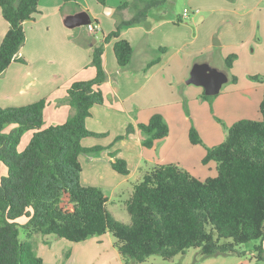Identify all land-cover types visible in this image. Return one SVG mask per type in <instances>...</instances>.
<instances>
[{
  "label": "trees",
  "instance_id": "obj_1",
  "mask_svg": "<svg viewBox=\"0 0 264 264\" xmlns=\"http://www.w3.org/2000/svg\"><path fill=\"white\" fill-rule=\"evenodd\" d=\"M39 0H0V10L8 29L0 42V74L13 61L24 62L16 54L23 44L24 20L38 12ZM74 1V0H64ZM169 0H119V11L130 8L132 16L121 19L90 55L95 69L91 79L71 83L66 98L72 114L61 124L42 128L45 100L21 106L0 107V264H45L37 253L32 233L54 234L72 242L109 233L123 264H138L151 255L171 259L190 248H198L200 258L243 256L238 246L259 240L253 247L256 262L264 264V89L258 119L243 118L226 128L222 142L206 147L201 162H215L216 175L200 180L177 164H158L133 185L125 200L130 217L123 223L108 208V197L97 186L80 182V154L94 155L102 148L83 147L82 138L102 137L89 131L85 119L93 105L102 104L99 85L105 80L103 44L111 39L118 66L128 64L132 47L118 39L124 28L142 24L149 13ZM105 5L107 0H96ZM98 24L97 20H93ZM159 50L164 51L163 47ZM236 58H225L227 69ZM158 61L153 59L150 64ZM264 82V75L251 76ZM231 80L236 81L232 76ZM203 99L212 96L202 93ZM16 127L8 133V124ZM137 127L144 135L142 145L152 147L168 134V125L158 113L147 122L129 123L121 139ZM32 131L22 151L17 145L23 133ZM191 144H202L197 129L188 130ZM110 156H114L110 154ZM112 168L127 174L126 161L113 158ZM63 197L67 203L62 205ZM68 204V205H67ZM67 205V206H66ZM24 216L26 238H20L16 219ZM70 254L63 253L66 259Z\"/></svg>",
  "mask_w": 264,
  "mask_h": 264
},
{
  "label": "crops",
  "instance_id": "obj_2",
  "mask_svg": "<svg viewBox=\"0 0 264 264\" xmlns=\"http://www.w3.org/2000/svg\"><path fill=\"white\" fill-rule=\"evenodd\" d=\"M86 1L88 3L85 4L80 0L38 1V12L22 23L25 39L16 56L24 62L13 61L0 74V107L21 106L44 99L42 127L61 124L72 114L73 109L66 98L67 88L74 81L94 77L95 69L90 65L94 46H98L122 18L132 16L127 8L119 11V3L115 0H107L105 5L96 0ZM189 5L194 13L207 10L218 14H210L211 25L196 30L192 23L180 22L182 14L177 16L175 23L166 15L164 6L152 10L153 13L151 11L142 24L120 32L118 39L127 40L132 47L130 61L124 67L118 66L114 56L113 43L117 39L103 44L105 80L99 88L104 101L90 108L85 126L89 131L104 136L81 140L83 147L100 146L102 149L94 155L80 154L79 161L81 184L101 188L108 197V203L111 202L110 194L125 192L130 195L133 185L142 175L158 164H177L200 180L215 176V162L203 164L201 160L206 147L224 139L225 130L218 126L219 120L229 126L243 118L258 119L259 110L258 114L253 110L257 106L259 108L260 101L248 96V92L256 89L255 81L251 80L248 87L243 88L246 93L243 92L239 88L242 76L236 65L240 58L252 61V56H245L243 47L246 49L255 42H261L259 26L260 37L257 33V38L260 41L257 42L251 37L255 25L250 27V31L243 32L246 14L238 4L227 0H189ZM82 11L87 12L90 21H98V31L88 32L81 26L71 27L65 23L68 16ZM250 13L254 18L255 10ZM197 17L198 22L207 19L202 13ZM229 17L234 19L231 24L225 19ZM7 29L8 23L0 10V42ZM96 32H100L98 37ZM160 47L164 51L161 52ZM251 50L255 51V47ZM229 54H235L236 58L232 67L227 69L225 58ZM156 58L158 61L150 64ZM201 62L227 74L231 86L226 89V94L231 92L232 98L225 100L218 93L203 99L201 86L186 83L193 64ZM253 72L250 67L247 76L255 74ZM232 76L236 77L235 82L231 80ZM186 104L191 120L183 112ZM199 107L205 114L202 121L196 117ZM250 109L251 113L248 112ZM155 113L167 123L168 134L156 140L152 147L142 145L144 135L137 127L134 132L116 139L124 134L127 124L136 126L139 122H147ZM191 125L197 129L202 145L190 143L188 130ZM115 157L126 161L127 174H120L112 168L110 162ZM70 242L67 249L70 254L64 264H123L109 233ZM262 246L264 249V239ZM249 255L254 257L253 251ZM236 257L240 261L238 263L243 264L242 257Z\"/></svg>",
  "mask_w": 264,
  "mask_h": 264
},
{
  "label": "rangeland",
  "instance_id": "obj_3",
  "mask_svg": "<svg viewBox=\"0 0 264 264\" xmlns=\"http://www.w3.org/2000/svg\"><path fill=\"white\" fill-rule=\"evenodd\" d=\"M115 1L117 4L119 3V0H115ZM227 2L238 4V6L240 7L239 9H241V11H244V13L246 14L245 17L243 18L244 21H246L242 25L244 29L243 32H245L246 30L250 31V27L252 25L253 26L255 25L254 32L252 33L251 37L254 38L255 41L259 42L260 39L257 38V33L259 36V30H260V34L262 35V37L259 36L260 38H262L261 42L259 43L260 45L255 42L254 45L251 46L249 45L248 48L246 49L245 47H243V49L245 50V56L247 57L252 56V61L248 62L249 59H247L246 62L244 59L242 60L240 58L238 65H236L238 73L242 76L240 80L239 88L246 93L245 91L246 89L243 88H247L248 84L251 83V80L255 81L253 85L256 86V89H254L253 92H248V96H251L252 99L255 100L258 99L259 101H261L263 96L264 82L260 79H253L251 76L264 75V0H227ZM80 3L85 4L88 2L86 0L85 1L80 0ZM243 5H245V7L242 8ZM163 6L166 15L171 17L175 21V23H177L176 21V19H178L177 16L182 14L184 8L187 9L188 18L186 17L185 19H181L180 22L192 23L196 30L197 29L201 30L204 26L211 25L213 22H211V20L208 19L210 14L212 15L218 14V12L216 11L211 13L210 11L207 10H199V12L194 13L192 12L191 7L189 5V0H169ZM126 10L131 11L130 8H127ZM252 10L253 11L255 10L254 18H252V14L250 13ZM151 13H153V11ZM199 13L205 14L207 16L205 22H198L199 18L197 16ZM193 19H195L194 22ZM225 19L230 20V24L234 20L231 17ZM237 21H241V18H237ZM258 26H259V30L257 31ZM81 27L83 30L85 31L87 30L86 25H82ZM96 33L98 37L100 35V32H96ZM253 46L255 47V51L251 50ZM250 67L254 69L255 72L253 73L255 74L247 76V72ZM230 86H231V82L227 81L222 85L221 92H219V94L220 95L222 94L221 96H223L225 100L233 97L231 92H228L226 94ZM198 110L199 111L196 112V117L197 119L199 118L202 121L205 114H203L202 108ZM251 111L252 109H250L248 112L251 113ZM253 111H255V113L258 114V106ZM183 112L184 114H186V117L191 116L187 104L183 106ZM259 116L260 115L258 114V118ZM218 126L220 127V129L222 128V130L225 131L226 128L229 127L223 121L220 120ZM14 127H16V124L14 123L8 124L4 127L2 132L8 133ZM31 135H32L31 130H27L23 133L19 141V144L17 145L18 151H22L25 148V146L29 142ZM5 174H6V167L3 164H0V177L5 176ZM128 196L129 195L125 192H123L122 194L119 193L117 195L110 194L111 202L108 203V208L114 213V215L118 218V220L122 221L123 223L130 222L129 214L127 213L125 208V200L128 198ZM65 203H67V200L65 197H63L62 205H64ZM16 222L20 230V238L25 239L26 230L23 228V225L26 222V218L24 216L19 217L18 219H16ZM32 238L36 241L37 253L43 258L45 264H64L66 259L63 258V253H65L67 249H69L71 243L70 241L63 238H59L54 234L42 235L39 233H32ZM258 243L259 240H251L237 247L239 251H244V252L246 251L245 253L246 255L244 254V256H241L242 258H240L243 264H261L256 262L254 257L249 255V252L253 250L254 245ZM238 262H240L239 259L233 255H226V256L219 255V256L200 258L198 248L190 247L185 251L184 254L181 253L176 254L171 259L166 260L160 257L159 255H151L148 258H146L143 262L138 264H239Z\"/></svg>",
  "mask_w": 264,
  "mask_h": 264
},
{
  "label": "water",
  "instance_id": "obj_4",
  "mask_svg": "<svg viewBox=\"0 0 264 264\" xmlns=\"http://www.w3.org/2000/svg\"><path fill=\"white\" fill-rule=\"evenodd\" d=\"M65 23L71 27L82 26L90 23V18L87 12L82 11L68 16ZM214 41L216 43V40ZM227 80L228 76L224 71L218 70L206 62H201L193 64L186 83L201 86L205 95L213 96L219 93Z\"/></svg>",
  "mask_w": 264,
  "mask_h": 264
},
{
  "label": "built area",
  "instance_id": "obj_5",
  "mask_svg": "<svg viewBox=\"0 0 264 264\" xmlns=\"http://www.w3.org/2000/svg\"><path fill=\"white\" fill-rule=\"evenodd\" d=\"M187 14H188V10L187 9H184L182 11V15H181L182 18L185 19L187 17ZM86 28L90 32H95V31H98L99 30L98 24L94 23L93 21H90V23L86 24Z\"/></svg>",
  "mask_w": 264,
  "mask_h": 264
}]
</instances>
